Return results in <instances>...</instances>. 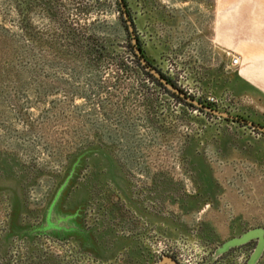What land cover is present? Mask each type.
<instances>
[{"label": "rangeland", "instance_id": "rangeland-1", "mask_svg": "<svg viewBox=\"0 0 264 264\" xmlns=\"http://www.w3.org/2000/svg\"><path fill=\"white\" fill-rule=\"evenodd\" d=\"M126 1L155 65L179 76L184 87L223 99L232 115L264 121L261 92L245 93L229 77L264 68L263 20L233 15L226 30L231 35L222 36L215 28L216 0ZM118 9L115 0H0V236L7 229L0 264H104L91 255L76 260L77 250L51 240L37 239L29 253L25 239L11 234L16 204L25 222L42 221L65 172L91 149L100 154L77 171L67 204L82 212L83 202L98 199L89 216L102 205L105 221L121 222L124 234L113 233L117 244L102 253L131 247L125 234L133 211L157 217L147 216L135 199L145 193L152 200L146 206L168 217L157 220L168 227L169 244L184 235L177 237L181 264L196 263L238 232L264 228V136L158 95L131 68ZM221 36L226 47L218 42ZM103 45L108 53L94 54ZM241 51L248 57L244 66H230ZM254 78L261 80L259 74ZM10 206L15 208L6 224ZM80 221L74 229L79 237L90 247L101 241L98 227L87 229ZM118 261L138 264L125 252Z\"/></svg>", "mask_w": 264, "mask_h": 264}, {"label": "flooded vegetation", "instance_id": "flooded-vegetation-1", "mask_svg": "<svg viewBox=\"0 0 264 264\" xmlns=\"http://www.w3.org/2000/svg\"><path fill=\"white\" fill-rule=\"evenodd\" d=\"M115 3L119 7L118 11L121 14L119 17L122 18L126 27V31L128 34V36H126L128 39L127 43L130 44L131 49L135 57L137 58L140 67L143 68L144 73L147 72L148 75H151L155 80H152L150 76H146L145 74L142 73L141 74L143 75V77L147 79V81H150V83L157 88L158 95L160 96L163 95L164 98L166 97V99H170L171 101H174L178 105H181L182 108L184 107L186 109L196 111L201 116L208 115L216 119H220L222 122H231L233 124H237L241 128L242 127L249 128V130L264 136V133L258 131L255 128H251L247 126V122L249 121L252 122L255 126H261L264 128V121L257 122L255 120H252L251 118L244 116L243 114L232 115L226 108H224L221 105L223 99L220 100L215 95H212V93L208 91H204L203 89L197 88V91L196 90L192 91L190 90V88L184 87L183 80L179 76L174 75V73H170V71L164 72L160 67L155 65L153 62L154 60L149 58V56L147 55V50L143 48L141 39L136 33V21L131 16L128 10L127 1L115 0ZM124 15L126 16V18L124 17ZM128 26L132 28L131 32L129 31ZM133 39H135V43L132 42ZM126 49L128 51L127 47ZM136 51H138L139 53H137ZM131 56H132L131 57V61H132L133 55L131 54ZM142 60L144 61V63H142ZM131 63H132L131 68L137 67L134 61H132ZM153 72L158 74L159 78ZM162 80H164L168 86H170L172 89L176 90L177 92L168 88L162 82ZM193 102L198 103L199 106L194 104ZM207 108L213 111H217L219 113L227 114L228 117H223L222 115L213 114L211 111H208ZM87 189H91V187ZM69 190H71V188ZM91 193L92 192L88 190V194ZM117 194L119 195V192ZM143 196L144 197L140 195V198L135 197V199L143 205V210L146 214H148L147 216L149 215L151 216V214H153L154 216L156 215L157 217L160 218L161 217L168 218L166 213L162 214L161 210L160 213H157L155 212V210L152 211L150 208H148L146 204L147 203L152 204V200L148 198V195L146 193ZM114 197L115 200H118L116 195ZM143 199L146 200L144 201L145 203L141 201ZM66 201H68V196L66 198ZM159 201H162V198L159 199ZM163 201H166V199L163 198ZM93 202H95V204H98L99 200L95 199L91 201V203L83 202L82 212H81V206L74 207V205L70 206L69 203L66 204L65 205L66 213H63V215L61 216L56 215L55 217L52 218L53 221L58 222V226L60 227V229H49L47 231L39 230L41 227L45 225L43 217H42V221H38L35 224H30L29 222H25L22 219L23 209L18 203L16 204V207L19 208L21 214H20V218L17 220V223H15L16 227L13 226V233H11L13 240L17 238L25 239L26 243L29 246H31L30 248L31 250L29 251V253H33L34 250L33 246L37 239L51 240L53 243H58V244L61 243L66 249L69 248L75 251L77 250V253L74 254L75 256H77L75 257L76 260H82L83 258L89 259V256L91 255V257H96V259L98 258L99 260H101V263L118 264L119 262L118 257L120 253L125 252L131 254L134 257V259H138V264H160V262L163 260L164 257L170 258L174 262V264H181L178 257L179 240H177V237L178 235L180 236H184V235L177 234L176 235L177 237L175 238L176 243L171 245L168 242V238H167L168 227L165 225V223L158 221L157 217H155V221H152L150 220L149 217H145V216H142L143 217L142 218L138 216L134 211H133L134 215L132 220L128 222L129 232L127 233V235L125 234V236L131 238L130 239L132 242L131 247L128 248L127 250L122 248L120 251L113 254H107V252L106 253L100 252L99 249L101 248L105 251H108L110 248H112L117 244V241H115L117 239L113 238L115 237L113 236V233H115L117 236L123 235L124 233L120 231L121 222L115 221L114 219L113 220L106 219L105 221V219L102 218V216L99 214L100 210H102V205L100 206L97 205L99 206L98 209H96L97 212L94 215V218L93 215L91 218L89 216V210H90L89 205H93L94 204ZM14 208L15 207L11 208V206L8 208L9 215L6 220V224L7 223L9 224L12 218L11 211H13L12 209ZM113 209L115 208L113 207ZM109 212H111L112 215L114 214V211L112 210ZM67 216H69V218L65 221L56 220L58 218L67 217ZM77 218L81 219L80 222L87 229H95V227H98V229H96L95 232L102 236L101 241L99 240V238H96V243L90 247L83 240V238L79 237L78 232L74 230V229L76 230L78 229L75 228L77 227L75 226L76 225L75 221ZM257 228H263V227H253L251 229L245 230L244 232L243 231L238 232L231 238L224 241L215 250L204 255L205 256L204 258L200 259L194 264H248L254 253V249L257 245V241H258L257 238L250 239L243 244L229 247L227 250L220 253H218L217 251L219 248H221V246L225 242L233 238H237L247 231L254 230ZM6 230L1 234L0 239L2 235L5 234ZM73 233L76 234L74 235ZM106 239L111 241L109 245L107 244ZM263 256H264V250L262 251L261 255L254 264H264ZM77 264H80V262H78Z\"/></svg>", "mask_w": 264, "mask_h": 264}, {"label": "water", "instance_id": "water-1", "mask_svg": "<svg viewBox=\"0 0 264 264\" xmlns=\"http://www.w3.org/2000/svg\"><path fill=\"white\" fill-rule=\"evenodd\" d=\"M124 17L126 18L125 15H124ZM128 29L131 32L132 28L130 26H128ZM132 42L135 43V39H133ZM136 52L139 53L138 51H136ZM142 63H144L143 60H142ZM153 73L159 78L158 74H156L155 72H153ZM162 82L168 88L172 89L170 86H168L165 83L164 80H162ZM172 90L177 92L174 89H172ZM193 103L199 106L198 103H196V102H193ZM207 110L211 111L213 114L222 115L223 117H228L227 114L219 113L217 111H213V110H210L208 108H207ZM247 126L251 127V128H255L258 131L264 133L263 127L255 126L252 122L248 121ZM95 154L96 155L100 154V152H95V150H92V149L86 150V151L82 152L81 154H79L75 158V160L72 162L70 168L67 170L68 171L67 175L64 177L63 181L57 186L52 197L50 198V200L47 203L46 209H45L44 214H43V220L45 222V225L39 229L40 231H47L49 229H60V227L58 226V222L53 221L52 218L56 216L55 209H56V207H58L61 196L63 194H64V198H65V196H67L69 189L72 188V186L74 184L73 182L75 180V175L77 174V171L85 163L86 158L91 157L92 155H95ZM75 170H76V172H74ZM56 212H58L57 209H56ZM68 218H69V216L58 218L56 220L65 221ZM253 238H257L258 241H257V245L254 249V253H253L248 264H254L256 262V260L259 258V256L261 255L262 251L264 250V229L263 228H257L254 230L247 231L244 234H242L241 236H239L237 238H233V239L225 242L221 246V248L218 249L217 252L218 253L223 252V251L227 250L229 247L239 245V244H243V243H245L248 240L253 239ZM160 264H174V262L170 258L164 257L163 260L160 262Z\"/></svg>", "mask_w": 264, "mask_h": 264}, {"label": "crops", "instance_id": "crops-1", "mask_svg": "<svg viewBox=\"0 0 264 264\" xmlns=\"http://www.w3.org/2000/svg\"><path fill=\"white\" fill-rule=\"evenodd\" d=\"M251 4H255L256 6H258L255 8L256 11H252V8L250 9ZM214 10L216 12L215 16L218 15L217 20L219 22L218 25L215 26V28L219 29L218 31L219 33L221 32L223 34L222 36H224L226 33H228L227 35H231V33L226 32V30L227 28L229 29V27H232L231 24L229 27H227L228 25L227 22L228 20L232 19L231 17H233V15L237 16L239 20L257 19V20L264 21V0H216ZM251 12H252V15H250ZM239 15H243V17ZM222 36L221 38L220 37L218 38V42L222 46L226 47L228 41L225 40V37H222ZM236 54L239 55L241 58L239 66H241L244 61L245 62L247 61L248 57L244 53V51H241L240 54L239 53H236ZM252 67H255V66H252ZM256 67H257L255 68L256 70L254 69V71L250 74L247 70L248 68L243 69V70L239 69L240 73L238 76L236 73L235 74L232 73L229 75V77L233 78L236 83L240 84V87L238 88L239 90L241 89L243 92L246 93L245 91L246 89L251 91L252 89L256 88L264 96V68H262L263 66L262 67L256 66ZM254 73L255 75L259 74V76H261L260 78L261 80H259L258 78L255 79ZM230 87H233V86L230 85ZM238 89H233V91H237ZM153 221H155V219Z\"/></svg>", "mask_w": 264, "mask_h": 264}, {"label": "trees", "instance_id": "trees-1", "mask_svg": "<svg viewBox=\"0 0 264 264\" xmlns=\"http://www.w3.org/2000/svg\"><path fill=\"white\" fill-rule=\"evenodd\" d=\"M119 20H120V23H121V25H122V27L124 28V30H125V33H126V36H128V34H127V31H126V27H125V24H124V22H123V20H122V18L121 17H119ZM126 47L128 48V53H130V54H132L133 55V60L132 61H134L135 63H136V68H134V67H132L134 70H138L137 72H139L140 74L142 73V74H145L146 76H150V78L152 79V80H155V79H153V77L151 76V75H148V73L146 72V73H144V71H143V68L142 67H140V64H139V62H138V60H137V58L135 57V55H134V53H133V51H132V49H131V46H130V44L129 43H127V45H126ZM96 53H99V54H107L108 53V48L106 47V46H101L99 49H96V50H94V54H96ZM92 54H93V50L91 49V50H88L87 51V55L88 56H92ZM122 62H123V60H122ZM122 62H119V63H117L118 64V67H122V68H125V65H126V63H122ZM125 64V65H124ZM126 67H127V65H126ZM74 172H76V170L74 171ZM67 173H68V171L67 172H65V175L63 176V178L61 179V181L58 183V185L63 181V179H64V177L67 175ZM76 176V175H75ZM57 185V186H58ZM57 188V187H56ZM66 198H67V196H65V198H64V194L61 196V199H60V202H59V204H58V207H56V209L58 210V212H56V209H55V214L56 215H58V216H61V215H63V213H66L65 212V205L67 204V201H66ZM19 205H20V203H19ZM47 206V205H46ZM18 208V207H17ZM46 209V208H45ZM45 211V210H44ZM13 213V211H11V215H13L12 214ZM15 213H17V220L20 218V214H21V211H19V210H15Z\"/></svg>", "mask_w": 264, "mask_h": 264}, {"label": "built area", "instance_id": "built-area-1", "mask_svg": "<svg viewBox=\"0 0 264 264\" xmlns=\"http://www.w3.org/2000/svg\"><path fill=\"white\" fill-rule=\"evenodd\" d=\"M241 58L239 55H232L230 59V66L236 67L240 64Z\"/></svg>", "mask_w": 264, "mask_h": 264}]
</instances>
